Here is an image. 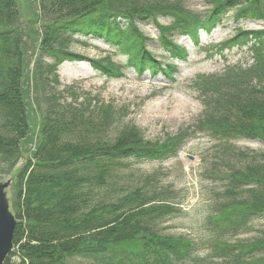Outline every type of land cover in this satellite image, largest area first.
I'll return each mask as SVG.
<instances>
[{"label":"trees","instance_id":"trees-1","mask_svg":"<svg viewBox=\"0 0 264 264\" xmlns=\"http://www.w3.org/2000/svg\"><path fill=\"white\" fill-rule=\"evenodd\" d=\"M209 4L202 14L180 0H29L25 14L21 0H0V178L23 160L10 200L18 221L14 247L20 246L5 264H16L15 255L20 264H264V226L253 230L264 221V151L240 152L235 145L264 143V29L239 26L233 39L215 47L222 54L251 44L252 65L195 82L204 104L196 128L216 152L205 175L219 189L202 240L164 234L176 211L172 192L159 174L132 170L176 159L185 140L148 142L136 126L116 127L114 111L91 101L67 103L70 88L57 90L58 67L86 60L110 79L132 70L175 82L178 63L190 56L177 38L199 47L228 17L264 23V0ZM149 24L159 32L156 40L142 32ZM83 39L112 47L123 62L71 52ZM30 86L45 104L35 128Z\"/></svg>","mask_w":264,"mask_h":264},{"label":"rangeland","instance_id":"rangeland-1","mask_svg":"<svg viewBox=\"0 0 264 264\" xmlns=\"http://www.w3.org/2000/svg\"><path fill=\"white\" fill-rule=\"evenodd\" d=\"M26 1L29 2L21 0L25 14L29 12L25 10ZM180 1L187 9L202 14L210 7L211 2V0ZM33 6L35 7V4ZM160 22L166 25L170 20L161 18ZM239 26L244 32L264 29L263 22L235 24L231 17H228L223 27L218 28L211 36L202 37L199 47H195L187 38H177V42L189 51L190 57L188 62L179 63V75L175 82L168 80L162 73L156 75L146 73L139 76L132 70L121 79L106 78L100 76L88 60L65 62L57 69L60 83L57 90L63 92L70 88L69 93L65 94L64 100L67 103H74L77 100L78 104H84L91 101L93 107L110 109L120 115L116 127L136 126L148 142H165L179 137L185 140L183 151L176 159L165 163L135 164L132 168L139 176L159 174L162 186L172 192L171 202L176 211L163 224L164 234L195 240L205 239L201 226L219 189L205 175L206 168L216 159V152L213 142L196 128L204 113V104L195 82L204 77L223 74L229 67L244 68L253 64L251 45L243 48L233 47L222 54L215 50V47L235 37V29ZM142 32L153 40L159 35L153 24L143 25ZM153 47L158 57H165L156 45ZM69 48L71 52L90 60L107 57L114 62H123L115 49L94 39L76 41ZM169 63L171 61L165 60V64ZM28 99L32 103L29 108L31 124L35 128L45 104L32 86ZM235 145L240 152L264 151V143L259 140L238 142ZM22 165L23 160H17L12 172L3 175L0 183L13 180ZM7 193L8 198L12 200V187L7 189ZM11 209L14 213L12 204ZM253 226V230L258 231L264 226V221L256 222ZM19 246L20 244L15 246L14 252L19 250ZM13 257L11 263H21L17 255Z\"/></svg>","mask_w":264,"mask_h":264},{"label":"water","instance_id":"water-1","mask_svg":"<svg viewBox=\"0 0 264 264\" xmlns=\"http://www.w3.org/2000/svg\"><path fill=\"white\" fill-rule=\"evenodd\" d=\"M11 184L12 180L0 183V264H5L9 255L13 252L17 227V220L10 210V202L6 192Z\"/></svg>","mask_w":264,"mask_h":264}]
</instances>
